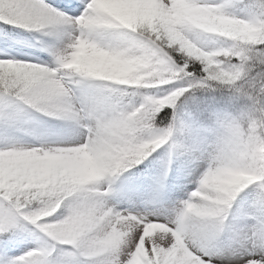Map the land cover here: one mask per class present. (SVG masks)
Listing matches in <instances>:
<instances>
[{
    "label": "snow or ice",
    "instance_id": "obj_1",
    "mask_svg": "<svg viewBox=\"0 0 264 264\" xmlns=\"http://www.w3.org/2000/svg\"><path fill=\"white\" fill-rule=\"evenodd\" d=\"M0 264H264V0H0Z\"/></svg>",
    "mask_w": 264,
    "mask_h": 264
}]
</instances>
